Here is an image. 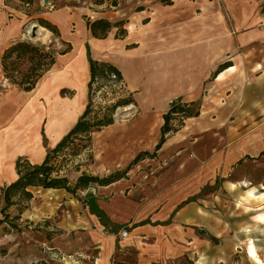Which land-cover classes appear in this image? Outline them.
<instances>
[{
	"label": "crops",
	"instance_id": "0c3cea01",
	"mask_svg": "<svg viewBox=\"0 0 264 264\" xmlns=\"http://www.w3.org/2000/svg\"><path fill=\"white\" fill-rule=\"evenodd\" d=\"M22 1L0 0V57L10 45L24 41L31 24L42 28L38 19L56 28L57 38L45 29L55 50L64 47L62 42L71 48L55 55L28 92L5 82L0 63V195L18 179L19 158L40 165L84 112L90 58L120 72L135 112L127 122L90 134L83 151L90 153V162L80 175L106 177L126 170L139 153L152 154L163 115L174 100L200 104L199 115L187 119L204 124L205 156L199 161L204 167L191 173L198 185L216 180L220 172L227 176L245 159L264 156V0H114L115 5L113 0H27L28 6ZM95 20L123 22L124 36H116L113 27L104 38L93 37L87 21ZM225 62L229 66L212 76ZM144 159L120 180L88 189L111 223L131 229L124 239L118 233V239L91 214L99 224L92 235L98 248L95 264H110L119 243L139 252V264H181L182 259L187 264H227L236 245L228 240L214 244L210 236L218 238L224 230L214 232L211 218L179 209V175L169 174L167 187L160 186L163 174H153L159 164L151 162L148 169ZM34 189L27 190L33 195ZM242 200L263 201L264 193L249 189ZM202 220L208 223L204 230ZM245 249L253 264L262 263L254 241Z\"/></svg>",
	"mask_w": 264,
	"mask_h": 264
},
{
	"label": "rangeland",
	"instance_id": "374dc122",
	"mask_svg": "<svg viewBox=\"0 0 264 264\" xmlns=\"http://www.w3.org/2000/svg\"><path fill=\"white\" fill-rule=\"evenodd\" d=\"M48 40L49 38L41 41L32 35L24 39L39 47L50 45ZM26 66L25 62L19 63L18 69L23 71ZM5 82L9 83L6 79ZM104 84L106 86L99 93H92L90 98L88 97V103L91 101L92 110L97 116L101 115L100 107L131 98L126 86L111 85L107 82ZM197 108L200 110V104L189 110L195 112ZM134 112V105H130L128 109L119 108L114 114V122H127ZM187 119L179 117L171 121L170 124L175 131L166 135L165 141L168 139L173 147L169 148V142L164 141L165 144L161 145L153 158L144 159L149 163L147 168H151V162L159 164V169L153 174L157 171L163 174L157 180V184L163 187H167L170 182L169 174L179 175L183 191L180 202L183 204L179 209L182 212L188 211V216H192L193 212L196 214L199 212L203 218H211L210 224L214 232L223 229V233L219 232L221 236L218 238L215 235L210 236L214 244L228 240L232 242V246L236 245L238 252L235 251L227 264H253L245 249L250 241H254L261 264H264V200L255 203L242 200L249 189L264 193V156L245 159L244 163L233 165L227 176L220 177V172L216 180L198 185L195 179H192L191 173L200 166V170L204 167V162H199L205 156L204 124L200 125L194 120ZM189 124H193L190 132ZM215 141L220 144L219 138H215ZM75 144L78 148L82 145L79 141H75ZM65 151L66 155H63L65 152L57 155L54 164L58 175H66L73 186L82 169L87 168L90 153L81 152V157L77 158L80 155L68 156L71 149ZM188 197H191V201L184 203ZM84 198L85 190L71 194L64 190L48 192L36 188L31 199L14 197L12 205L2 211L5 203L0 195V264H95L94 258L98 248L92 235L99 228V224L86 208ZM201 223L200 228L204 230L203 225L208 223H205V220ZM124 230L131 233L130 227H125L113 235L118 238L117 234ZM196 231L203 234V231L198 229ZM135 237L139 240L140 236ZM139 258L138 251H129L119 243L110 264H139ZM180 262L187 264L185 259ZM166 264L174 263L169 261Z\"/></svg>",
	"mask_w": 264,
	"mask_h": 264
},
{
	"label": "trees",
	"instance_id": "16d2710c",
	"mask_svg": "<svg viewBox=\"0 0 264 264\" xmlns=\"http://www.w3.org/2000/svg\"><path fill=\"white\" fill-rule=\"evenodd\" d=\"M102 0H95V3H101ZM112 5H115V1H112ZM36 22L43 28L47 29L53 34L55 38L59 36L56 28L48 22L38 19ZM123 22H117L111 24L105 20L87 21V26L95 38H104L111 28H117L118 37H123L125 30L123 28ZM64 47L59 50H55L54 46L49 45L48 50L45 46L39 47L33 45L27 41H17L6 48L0 57V63L4 79L12 85H16L23 91L32 90L41 75L47 71L54 63L56 54H65L70 50V45L62 42ZM26 63V69L23 71L18 69L19 63ZM229 63L225 62L217 67L212 76H216L222 70L226 69ZM90 80L88 82V96L90 98L94 91L98 90L100 86L93 88L95 82L103 83L110 80V76L114 75L116 81L122 80L120 72L112 65L104 62H97L89 59ZM131 98L118 100L115 104L110 106L100 107L99 114L93 112L91 107V101L86 105V108L82 115L79 117L73 128L60 140V142L50 150L44 161L40 165H30L27 160L19 158L15 163L18 179L9 186L1 190V198L5 203L2 211L8 206L12 205L13 197L18 195L19 197L29 200L32 198V194L27 190L28 188H42V189H61L67 193L74 194L78 190H85V198L83 202L88 207L90 214L94 215L99 223L109 233H116L120 229L125 228L123 225H116L109 221L108 217L101 210L97 203L96 197L88 191L91 185L107 186L114 183L125 176L126 171L134 164L144 158H153L155 152L158 151L161 145L165 141L166 135L175 131L171 126V121L181 118L197 117L199 115V109L195 112H191L189 109L198 104H184L180 100H174L171 102L170 107L166 114L163 115V125L161 127V137L159 142L155 146L152 154L148 152L139 153L129 166L124 171L114 172L106 177L99 178L97 176L88 175L82 173L76 178L75 184L70 185V181L66 176H59L58 170L54 161L58 154L65 152L66 149H71L69 157H76L81 152L86 150L90 145V134L98 131L103 127L114 123V114L118 108L133 105ZM93 114L94 116H91ZM75 141H79L82 145L76 147ZM84 142V143H83ZM191 201V198L184 203Z\"/></svg>",
	"mask_w": 264,
	"mask_h": 264
},
{
	"label": "built area",
	"instance_id": "2783aa9c",
	"mask_svg": "<svg viewBox=\"0 0 264 264\" xmlns=\"http://www.w3.org/2000/svg\"><path fill=\"white\" fill-rule=\"evenodd\" d=\"M22 3L24 4V6H28V2H27V0H26V1L23 0ZM90 18H91V17H90ZM91 19H92V18H91ZM28 29H29V28H26L25 31H24V34H23V37H22L23 39H28V37H30V35H31V31L29 32ZM104 83H106V82H103V83L95 82V83L93 84V88L95 89L97 86H100V87H99L98 90L94 91V93H99V92L102 90V88H103L104 86H106ZM107 83H109V84H111V85L113 84V85H118V86H120V85L125 86L123 80L116 81V78H115L114 75H111V76H110V80H109ZM99 106H100V105H99ZM106 106H108V105H106ZM109 106H110V105H109ZM128 107H130V105H129V106H126V107H122V108H124V109H128ZM118 109H119V108H118ZM127 235H128V232L125 231V230H124V231H121V232L119 233V237H120V239H124V238H126Z\"/></svg>",
	"mask_w": 264,
	"mask_h": 264
},
{
	"label": "bare ground",
	"instance_id": "6f19581e",
	"mask_svg": "<svg viewBox=\"0 0 264 264\" xmlns=\"http://www.w3.org/2000/svg\"><path fill=\"white\" fill-rule=\"evenodd\" d=\"M32 28H36L35 29V35L34 37L38 40H41V41H45L48 36H49V32L46 31L45 29L43 28H37V25L35 24H31V26L29 27V32L32 30Z\"/></svg>",
	"mask_w": 264,
	"mask_h": 264
},
{
	"label": "water",
	"instance_id": "95a60500",
	"mask_svg": "<svg viewBox=\"0 0 264 264\" xmlns=\"http://www.w3.org/2000/svg\"><path fill=\"white\" fill-rule=\"evenodd\" d=\"M44 2L45 3H47L48 2V0H44ZM38 26V25H37ZM41 27V26H40ZM43 28V27H42ZM35 29L36 28H32V30H31V35H32V37H34V35H35ZM45 29V28H44Z\"/></svg>",
	"mask_w": 264,
	"mask_h": 264
}]
</instances>
